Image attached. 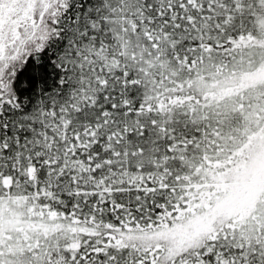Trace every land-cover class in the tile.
Here are the masks:
<instances>
[{
    "label": "snow or ice",
    "instance_id": "snow-or-ice-1",
    "mask_svg": "<svg viewBox=\"0 0 264 264\" xmlns=\"http://www.w3.org/2000/svg\"><path fill=\"white\" fill-rule=\"evenodd\" d=\"M0 264H264V0H0Z\"/></svg>",
    "mask_w": 264,
    "mask_h": 264
}]
</instances>
